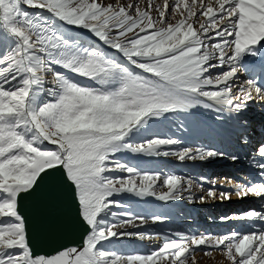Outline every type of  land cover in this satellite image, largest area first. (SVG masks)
Segmentation results:
<instances>
[{
  "label": "snow or ice",
  "instance_id": "snow-or-ice-1",
  "mask_svg": "<svg viewBox=\"0 0 264 264\" xmlns=\"http://www.w3.org/2000/svg\"><path fill=\"white\" fill-rule=\"evenodd\" d=\"M153 3L0 0V264H197V250L219 252L226 264H264V205L220 218L244 221L249 231L214 235L129 231L169 217L114 199L194 202L193 177L145 169L120 153L181 163L242 159L153 131L203 108L215 114L207 135L251 148L247 173L222 178L231 192L212 188L207 197L264 201V140L251 147L247 115L251 104H264V0ZM68 227L80 230L79 244L34 254L44 232ZM124 237L159 246L118 251Z\"/></svg>",
  "mask_w": 264,
  "mask_h": 264
},
{
  "label": "rangeland",
  "instance_id": "rangeland-1",
  "mask_svg": "<svg viewBox=\"0 0 264 264\" xmlns=\"http://www.w3.org/2000/svg\"><path fill=\"white\" fill-rule=\"evenodd\" d=\"M171 3L172 0H169ZM105 3L108 4H114L117 6H127L131 3H136V0H105ZM148 0H139V6L143 9L147 7ZM162 5L163 0H154L153 7L155 5ZM35 11V10H32ZM152 15L155 17L157 13L153 10ZM79 34L82 38H87L88 34L80 31ZM215 71V70H214ZM50 78V77H49ZM244 77H241L240 79H243ZM201 113L205 114L204 116ZM197 110L194 109L196 112L193 113L200 119H197L196 117L190 115V114H179L170 116L169 119L164 120L162 122H158L153 125V131L157 132L161 135L165 136H175L179 137L184 140L185 144L188 145H203L207 147V144H209V141L213 148H219L213 143L212 138L208 137L209 135L206 134V130L209 126V124H213L214 121V113H211L209 111L204 110L203 108H198ZM248 113H251V108H249ZM208 115V116H207ZM205 116L206 119L204 118ZM204 118L207 122H205L202 118ZM209 122V124H208ZM207 125V127L203 124ZM181 124L183 127H181ZM213 139H219L217 141L218 143H221L222 141L220 138H213ZM225 142V145H228L230 141L227 139H222ZM262 141V139H261ZM215 144V145H213ZM220 151H227L230 149V146L228 147H220ZM117 158L120 159H128L129 163H139L140 167L145 169H151V170H163L168 171L172 170L177 173L191 176L193 177L192 180V186L191 191L194 197V202H189L188 200H182L178 202H170L168 204H165L164 202L161 203L160 201L155 200L154 198L149 197V199H152L151 201L148 198L144 199H136V198H129L127 195L123 196H115L114 199L123 200L125 203L129 204L131 207V210L133 212L145 215V216H151L154 213H163L166 214L169 219L164 224H153L151 221H149L148 224L144 225L140 229H134L129 228V231H149V232H168L169 230L173 231H182V232H197V233H210L214 235H219L227 232H231L233 230H236L238 228V225H244L241 230H243L246 227V223H237L236 219H229L227 221H221V217H232L235 214H239L243 211H246L253 207V205H259L258 201H254V198H245L244 203L242 206L238 207L234 210L242 209L238 212L233 211V209L230 207L228 213H222L219 210L214 211L216 214L210 213V207H208L205 202H209L212 200L211 197H207V191L209 189L214 188V186L218 183V179L223 175V172L220 173V168L223 165L222 161L218 158L208 160L206 162H200V161H187L184 163L178 162L174 157H141L139 159H129V154L120 153L117 154ZM201 176H207L208 182L204 183L201 187V184L199 182V177ZM213 178H216L215 181H213ZM205 196L206 199L204 202H201L198 197ZM149 201V202H148ZM159 202V203H155ZM253 204V205H251ZM263 205V204H262ZM205 216V217H204ZM212 218L215 223L209 224V220L206 218ZM204 218V219H203ZM204 222V223H203ZM240 231V230H236ZM249 231V230H248ZM159 246V241L156 239H144L139 240L137 238H128L124 237L120 241L115 242V247L118 251H125V252H147L151 250L154 247ZM216 253L219 252H213L211 256H206L204 253L200 250H197L195 253V259L197 264H202V260H206L209 264H215L216 261L214 260V256ZM222 258H220V262H225V259L223 255H221ZM189 264H191V260H189ZM226 264V262H225Z\"/></svg>",
  "mask_w": 264,
  "mask_h": 264
},
{
  "label": "bare ground",
  "instance_id": "bare-ground-1",
  "mask_svg": "<svg viewBox=\"0 0 264 264\" xmlns=\"http://www.w3.org/2000/svg\"><path fill=\"white\" fill-rule=\"evenodd\" d=\"M241 77H243V75H241ZM250 108H251V113L247 114L249 121H250L249 137L251 140V147H255L256 144L261 142V139L264 140V104L253 103L250 105ZM191 112L195 113L196 111L193 109V110H191ZM206 117L207 116H205L204 118L206 119ZM229 143L231 145H233V147L232 146L230 147V149L228 150V153H233L235 151H239L241 156H242V159L239 162L233 163L229 159L218 158L223 163V165L221 166V168L219 170L220 173L223 172V175H221V177L218 179L219 180L218 183L214 186V189H215V191H217V193L223 192V191L231 192V190H232V183L222 179L223 177H232V178H235L238 180L242 176H244L248 171L247 166H246V162L243 159V155H244V153L249 152L251 150V148L237 149L234 142L230 141ZM225 152H227V151H225ZM149 200L151 201L152 199H149ZM253 200L255 202L261 201V200H258L256 198H254ZM261 202L264 203V201H261ZM243 203H244V199H238L237 196L235 195V193H232L231 199H225V200L221 201L219 199V197H217L216 199L212 198V200H210L209 202H207V201L205 202V204L208 207H210L208 209H210L209 211L213 215L217 213V212L214 213L215 210L216 211H218V210L223 211L224 209L225 210L230 209V207L231 208H238ZM243 205H245V204H243ZM222 207H223V209H222ZM206 219L209 220V224L215 223V221H213L212 218L207 217ZM221 255H222L221 253L215 254V256L213 257L214 260L216 261L215 264H225V262H220V258H222ZM201 263L202 264H209V263H207L206 260H202Z\"/></svg>",
  "mask_w": 264,
  "mask_h": 264
},
{
  "label": "water",
  "instance_id": "water-1",
  "mask_svg": "<svg viewBox=\"0 0 264 264\" xmlns=\"http://www.w3.org/2000/svg\"><path fill=\"white\" fill-rule=\"evenodd\" d=\"M67 223V217L62 218ZM37 221L35 217L30 220L29 231L35 237L37 232ZM81 241L80 230L74 227L63 228L59 230L46 231L41 239L34 245V254L51 255L61 245L79 244Z\"/></svg>",
  "mask_w": 264,
  "mask_h": 264
}]
</instances>
